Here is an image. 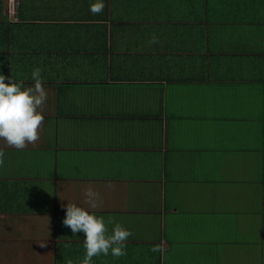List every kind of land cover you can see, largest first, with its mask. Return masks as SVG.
<instances>
[{
    "label": "crops",
    "instance_id": "crops-1",
    "mask_svg": "<svg viewBox=\"0 0 264 264\" xmlns=\"http://www.w3.org/2000/svg\"><path fill=\"white\" fill-rule=\"evenodd\" d=\"M93 2L0 0V74L48 93L40 139L0 141V264H81L89 185L132 233L92 264H264V0Z\"/></svg>",
    "mask_w": 264,
    "mask_h": 264
},
{
    "label": "clouds",
    "instance_id": "clouds-1",
    "mask_svg": "<svg viewBox=\"0 0 264 264\" xmlns=\"http://www.w3.org/2000/svg\"><path fill=\"white\" fill-rule=\"evenodd\" d=\"M104 8V0H94L89 11L92 15H99ZM158 42V37L153 34L148 43L152 45ZM41 71L39 67L33 69L31 79L34 83L31 86H25L23 80L17 82L11 76L0 74V141L7 147L24 150L40 139L44 123L43 111L48 99ZM4 156V150L0 149V167L4 165ZM108 187L111 188L112 185ZM83 195L87 209L68 202L62 221L63 226L71 229L73 237L77 233L84 234L83 247L86 254L81 264H92L93 257L101 255L110 254L115 258L126 256V242L132 235L131 231L120 223H114L112 217H108L106 222L103 216L95 214L94 210L100 207L102 201L99 192L91 185L84 189ZM109 224H114L111 234ZM39 246L46 247V243ZM151 251L163 255L165 247L163 243L154 245ZM68 264H72V261H68Z\"/></svg>",
    "mask_w": 264,
    "mask_h": 264
},
{
    "label": "rangeland",
    "instance_id": "rangeland-1",
    "mask_svg": "<svg viewBox=\"0 0 264 264\" xmlns=\"http://www.w3.org/2000/svg\"><path fill=\"white\" fill-rule=\"evenodd\" d=\"M255 185H256V189L260 188L259 185H257V184H255ZM251 208H252V210H256L257 209V210H260L261 212H263V219H264V210H263L264 208H263V203L261 201L252 199V207ZM252 219H255V218H252ZM256 219H260V218L256 216ZM256 223H257V221H256ZM262 245H264V239L262 241ZM228 255L231 256V253L228 254ZM251 260H252V262L254 264H256V259L254 257H251ZM239 263L240 262H238L237 264H239ZM241 264H242V260H241Z\"/></svg>",
    "mask_w": 264,
    "mask_h": 264
}]
</instances>
